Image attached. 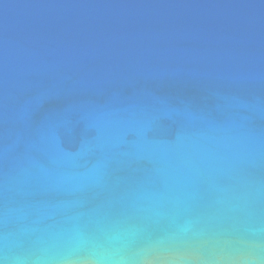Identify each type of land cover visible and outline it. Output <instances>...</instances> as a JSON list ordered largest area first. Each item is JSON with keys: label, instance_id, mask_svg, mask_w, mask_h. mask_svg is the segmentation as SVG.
I'll return each instance as SVG.
<instances>
[{"label": "water", "instance_id": "obj_1", "mask_svg": "<svg viewBox=\"0 0 264 264\" xmlns=\"http://www.w3.org/2000/svg\"><path fill=\"white\" fill-rule=\"evenodd\" d=\"M0 264H264V0H0Z\"/></svg>", "mask_w": 264, "mask_h": 264}]
</instances>
